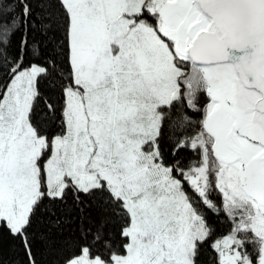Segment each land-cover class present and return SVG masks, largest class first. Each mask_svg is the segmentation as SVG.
Segmentation results:
<instances>
[{
    "label": "snow or ice",
    "instance_id": "snow-or-ice-1",
    "mask_svg": "<svg viewBox=\"0 0 264 264\" xmlns=\"http://www.w3.org/2000/svg\"><path fill=\"white\" fill-rule=\"evenodd\" d=\"M205 251L264 264V0H0V264Z\"/></svg>",
    "mask_w": 264,
    "mask_h": 264
},
{
    "label": "trees",
    "instance_id": "trees-1",
    "mask_svg": "<svg viewBox=\"0 0 264 264\" xmlns=\"http://www.w3.org/2000/svg\"><path fill=\"white\" fill-rule=\"evenodd\" d=\"M193 157L195 156V154L193 153L192 154ZM215 195V194H214ZM39 251V249H38ZM211 257L209 255V252L208 251H205L202 256H201V264H209V261H210Z\"/></svg>",
    "mask_w": 264,
    "mask_h": 264
}]
</instances>
